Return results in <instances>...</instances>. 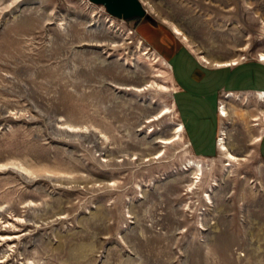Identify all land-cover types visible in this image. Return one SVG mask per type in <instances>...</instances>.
I'll list each match as a JSON object with an SVG mask.
<instances>
[{"label":"rangeland","instance_id":"rangeland-1","mask_svg":"<svg viewBox=\"0 0 264 264\" xmlns=\"http://www.w3.org/2000/svg\"><path fill=\"white\" fill-rule=\"evenodd\" d=\"M141 1L0 0V264H264V91L222 92L196 155L163 39L264 62V0Z\"/></svg>","mask_w":264,"mask_h":264},{"label":"crops","instance_id":"crops-1","mask_svg":"<svg viewBox=\"0 0 264 264\" xmlns=\"http://www.w3.org/2000/svg\"><path fill=\"white\" fill-rule=\"evenodd\" d=\"M163 39L171 49L164 54L171 68L174 102L182 121L179 125L196 155L211 156L217 151L215 140L220 133L217 104L221 93L264 91V62L234 58L214 62L202 59L204 63L186 45L174 44L165 35ZM256 148L264 158V129Z\"/></svg>","mask_w":264,"mask_h":264},{"label":"water","instance_id":"water-1","mask_svg":"<svg viewBox=\"0 0 264 264\" xmlns=\"http://www.w3.org/2000/svg\"><path fill=\"white\" fill-rule=\"evenodd\" d=\"M94 3H100L110 14L122 17H142L146 15L147 10L141 0H89Z\"/></svg>","mask_w":264,"mask_h":264},{"label":"bare ground","instance_id":"bare-ground-1","mask_svg":"<svg viewBox=\"0 0 264 264\" xmlns=\"http://www.w3.org/2000/svg\"><path fill=\"white\" fill-rule=\"evenodd\" d=\"M172 26H173L174 31H175L177 34L181 35V36L183 37L184 40H188V37L182 32V30H181L177 25L172 24ZM262 56H263V57H261V58L264 59V54H262ZM201 58H202L203 60H205V61H208V62L211 61V60H209L206 56H201ZM263 94H264V93H263ZM168 111H169V110H168ZM222 114H223L224 116H226V115H227V111H224V112H223V109H222ZM181 130H182V126L178 125V127H177V131H176V134H177L178 136H180V135H179V132H180ZM177 135H176V136H177ZM225 135H226V134L222 131V135H221L220 138H219V144H220L221 148H222L223 150H226V151H227L228 156H229L231 159H237V158H239L238 156H236L235 154H233L232 152H230V150H229V148H228V146H227V144H226V141H225ZM176 136H175V137H176ZM175 137H168V138L160 139V141H161V142H164V143H168V142L172 141ZM197 165H198V164H196V166H197Z\"/></svg>","mask_w":264,"mask_h":264}]
</instances>
